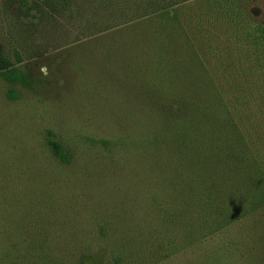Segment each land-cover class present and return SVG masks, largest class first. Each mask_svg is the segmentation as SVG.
Wrapping results in <instances>:
<instances>
[{
	"label": "rangeland",
	"instance_id": "374dc122",
	"mask_svg": "<svg viewBox=\"0 0 264 264\" xmlns=\"http://www.w3.org/2000/svg\"><path fill=\"white\" fill-rule=\"evenodd\" d=\"M78 1L75 17L59 19L32 40L21 41L10 30L14 20L0 14L7 57L14 61L17 52L21 59L13 65L28 80L11 86L0 78V264H250V248L259 249L253 264H262L264 204L251 211L248 195L234 200L216 194L212 207L192 208L199 227L187 243L153 226L166 209L156 204L166 192L157 180H171L163 162L172 154L162 141L149 139L153 131L145 133L142 121L161 98L154 87L162 76L151 62L162 54L167 28L170 39L186 36L202 85L211 86L242 137L252 162L245 180L259 195L264 0H174L169 17L141 16L146 2L139 0ZM17 8L13 0L11 11ZM112 10L132 12L117 16ZM147 42L154 53L137 52L141 45L133 49ZM48 141L67 153L68 162L52 155ZM241 178L237 184L244 188ZM233 180L226 170L219 190Z\"/></svg>",
	"mask_w": 264,
	"mask_h": 264
},
{
	"label": "trees",
	"instance_id": "16d2710c",
	"mask_svg": "<svg viewBox=\"0 0 264 264\" xmlns=\"http://www.w3.org/2000/svg\"><path fill=\"white\" fill-rule=\"evenodd\" d=\"M139 1L146 2L141 13L143 17L154 14L169 17L168 10L175 5L174 0ZM83 2L78 1L80 5ZM12 5L13 0H0V14L14 20L10 30H15L21 36V41L32 40L36 37L35 33L44 32L48 25L55 26L60 20L75 17L74 13L78 11L76 0H18L19 8L11 11ZM131 12V10L124 12L112 10V13L117 16H126ZM162 32L172 34V31L167 28L162 29ZM179 32L185 34L181 28ZM170 35L169 39L159 44V49L164 54H160L158 59L151 62L154 71L159 69L162 76L159 88L152 86L161 98L153 109L145 111L146 119L142 121V124L145 127V133L148 130L153 131L151 138H148L152 139V142L162 141L166 148L169 147L167 149L172 154V157L165 158L163 162V165L170 166L171 180H157L166 186V192L159 194L161 200L156 204L165 203L160 206H165L166 209L162 208L163 212L160 210L159 220L153 226H157L162 231H173L178 241L187 243L192 240L199 227L194 224V219L190 215L192 208L199 209V206L203 204L206 207H212L216 202L213 197L216 194L221 199L230 197L234 200H237L240 194H244L241 197L250 196L247 198L248 205L253 211L264 204V190L259 195H255V191L252 193L254 183L245 180L246 172H251L249 166L252 162L249 151L243 145L242 137L235 134L234 123L227 121L222 104L215 100L211 93V86L202 85L204 75L197 73L201 65L186 36L173 40L170 39L173 38ZM263 35L264 33L260 34L261 38H264ZM2 40L0 35V78L11 86L28 85L27 78L13 65L21 59L20 56L14 51V61L9 60ZM126 45L127 41L122 47L127 48ZM137 45H141L140 51L137 50V52L142 53L148 50L149 53H154L152 43H137L133 45V49H137ZM191 66L195 69L194 73L189 70ZM13 97L14 94L9 89L8 98ZM151 141L148 140L146 143ZM48 146L59 162H68L67 153L62 151L58 144L48 141ZM162 152L165 150L151 152V155L155 154L157 157ZM226 170L235 181L227 185L222 184L219 190L217 180L226 178ZM221 173L224 174L223 177ZM240 176H242L241 180H245L244 188L237 184ZM165 197L167 199L163 200ZM153 207L152 203L150 208ZM150 208H146L144 213L147 224L150 223ZM212 210L217 209L213 207ZM232 216H234L233 213L228 219ZM244 240L247 241L248 236ZM247 252L253 256L245 257L248 263L253 264L254 259L257 261L255 252L258 253L259 249L250 248ZM262 256L259 260L264 264Z\"/></svg>",
	"mask_w": 264,
	"mask_h": 264
}]
</instances>
